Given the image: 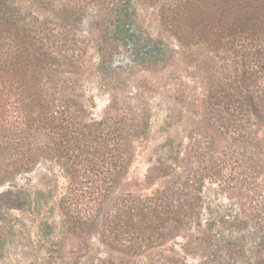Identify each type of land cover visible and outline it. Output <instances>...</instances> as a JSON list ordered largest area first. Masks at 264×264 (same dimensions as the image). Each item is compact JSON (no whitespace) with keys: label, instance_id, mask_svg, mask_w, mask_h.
I'll return each instance as SVG.
<instances>
[{"label":"trees","instance_id":"1","mask_svg":"<svg viewBox=\"0 0 264 264\" xmlns=\"http://www.w3.org/2000/svg\"><path fill=\"white\" fill-rule=\"evenodd\" d=\"M23 1L0 0V187L10 185L0 194V221L7 211L41 214L43 195L33 204L17 182L43 159L56 161L77 183L60 202L72 228L85 223L89 209L100 211L128 173V123H134L129 129L149 126L146 113L133 112L125 101L126 84L138 74L141 86H149L159 69L180 71V54L193 66L191 73L204 75L208 123L236 145L231 154L215 156L214 138L201 130L192 136V150L203 156L199 169L220 188L255 193L259 214H227L229 207L205 195L203 178L188 174L151 197L128 193L110 201L106 243L137 256L195 231L214 252L200 264H264V0ZM143 5L159 7L161 24L179 51L144 29ZM91 77L99 91L110 92V107L121 114L90 117L83 82ZM122 103L128 108H120ZM173 146L168 142L159 164H177L175 155L167 159ZM22 222L27 229L29 220ZM40 227L41 234L52 229L43 220ZM1 231L0 262L7 252ZM11 231L18 233L13 226ZM164 261L185 264L174 253Z\"/></svg>","mask_w":264,"mask_h":264},{"label":"rangeland","instance_id":"2","mask_svg":"<svg viewBox=\"0 0 264 264\" xmlns=\"http://www.w3.org/2000/svg\"><path fill=\"white\" fill-rule=\"evenodd\" d=\"M23 3L30 6L28 2ZM139 9L140 22L144 29L153 38L162 39L171 49L179 51L177 39L161 24L159 7L143 5ZM175 59H180V71L175 69L173 72L174 68L159 69L151 74L153 81L149 86H146V83L141 86V78L137 74L124 88L125 101L133 112L146 113L149 126L145 130L135 127L129 129L134 123H128V133L124 135L129 141L126 148L132 157L128 173L119 179L100 211L95 208L91 212L89 209L85 223L80 224L78 229L72 228L68 222L69 218L66 219L61 210L60 202L68 192L69 186L77 187V183L70 180L68 173L56 161L41 160L33 172L23 175L17 182L27 189L33 204L39 200L40 194L43 195L40 203L41 214L22 217L19 211H7L5 219L0 221L7 246V252L0 264H109L102 263V260H111L112 264H162L165 257L173 253L180 255L185 264H200L214 252L197 240L200 235L195 231L169 237L162 246L137 256L127 253L125 248H116L106 243L108 234L105 220L112 209L110 201L128 193L144 198L151 197L160 189L175 187V184L182 182L188 174L203 178L201 181L205 195L215 205L229 207L231 210L227 214L239 213L242 217L255 219L260 209L255 193H248L239 187L220 188L216 180H210L211 177L206 175L204 167L199 169L203 156L192 150V136L201 130H208L214 138L212 152L215 156L225 151L231 154L230 150L236 149V145L220 135L217 125L208 123L204 75L191 73L193 66L185 62L182 55L176 54ZM123 60L124 58L120 57L117 62ZM83 85L87 99L84 101V107L90 117L101 120L122 113V110L111 109L110 92L99 91L94 77L84 80ZM120 108L128 107L122 103ZM171 116H174V119ZM168 142H173L174 146L167 159L175 155V165L170 161L169 164H159V160L165 158ZM248 149L254 151L251 147ZM167 164L172 168L169 169ZM155 167L157 169L152 173V179H149L151 170ZM9 188L10 185L1 186L0 194ZM33 204L32 206H35ZM22 220H29L27 229L22 228ZM42 220L51 224V232L39 233L38 227L41 232L43 230V227H40ZM10 226L17 228L16 236L12 235V231L9 232ZM182 247L186 248V252Z\"/></svg>","mask_w":264,"mask_h":264}]
</instances>
